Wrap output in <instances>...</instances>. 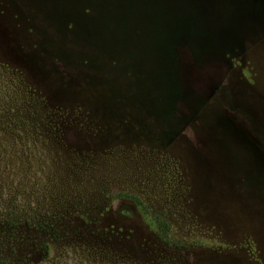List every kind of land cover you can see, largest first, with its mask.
I'll list each match as a JSON object with an SVG mask.
<instances>
[{
  "label": "rangeland",
  "instance_id": "obj_1",
  "mask_svg": "<svg viewBox=\"0 0 264 264\" xmlns=\"http://www.w3.org/2000/svg\"><path fill=\"white\" fill-rule=\"evenodd\" d=\"M0 264H264V0H0Z\"/></svg>",
  "mask_w": 264,
  "mask_h": 264
},
{
  "label": "trees",
  "instance_id": "obj_2",
  "mask_svg": "<svg viewBox=\"0 0 264 264\" xmlns=\"http://www.w3.org/2000/svg\"><path fill=\"white\" fill-rule=\"evenodd\" d=\"M136 200V199H135ZM136 201H138V202H136V203H140V201L139 200H136ZM101 212V210L99 211V213Z\"/></svg>",
  "mask_w": 264,
  "mask_h": 264
}]
</instances>
